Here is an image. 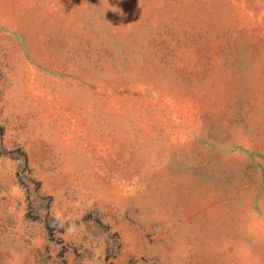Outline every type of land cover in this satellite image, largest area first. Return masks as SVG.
Masks as SVG:
<instances>
[{"label":"rangeland","instance_id":"rangeland-1","mask_svg":"<svg viewBox=\"0 0 264 264\" xmlns=\"http://www.w3.org/2000/svg\"><path fill=\"white\" fill-rule=\"evenodd\" d=\"M0 264H264V0H0Z\"/></svg>","mask_w":264,"mask_h":264}]
</instances>
